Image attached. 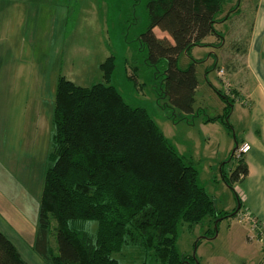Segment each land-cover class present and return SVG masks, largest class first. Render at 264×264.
Listing matches in <instances>:
<instances>
[{
    "label": "rangeland",
    "instance_id": "obj_1",
    "mask_svg": "<svg viewBox=\"0 0 264 264\" xmlns=\"http://www.w3.org/2000/svg\"><path fill=\"white\" fill-rule=\"evenodd\" d=\"M15 1L20 0H0V44L8 43L0 46V55L7 52L13 66L19 60L18 68L10 66L9 78L2 79L9 89H2L0 79V230L26 260L51 264L35 249V239L45 174L53 164L49 152L59 78L81 86L104 82L102 63L114 56L111 84L131 105L149 110L170 142L198 168L199 184L213 196L219 211L242 210L239 216L222 219L220 215L192 227L181 223L177 248L192 261L187 264H264V243L248 241L252 224L243 218L253 200L246 190L248 183L236 182L232 187L224 179L240 159L232 154L236 144L247 141L246 132L260 123L259 94L252 107L250 92L264 77L254 68L247 69V59H254L258 50L250 43L256 28L261 34L264 0H241L231 12L227 5L219 17L228 14L230 18L216 24L223 42L211 34L204 39L207 45L195 46L190 56L185 52L179 56V66L184 68L193 59H202L197 64L199 87L192 113L169 107L162 97L163 63L151 64L141 36L148 24L146 0H29L25 2L35 13L26 12L23 17L6 14L15 9L11 5H19ZM155 32L168 36L159 28ZM222 94L234 102L227 119L232 128L221 120L208 121L228 109ZM257 154L260 151L254 146L255 160ZM82 225L93 233L98 228L95 219ZM49 245L59 252L54 217Z\"/></svg>",
    "mask_w": 264,
    "mask_h": 264
},
{
    "label": "trees",
    "instance_id": "obj_2",
    "mask_svg": "<svg viewBox=\"0 0 264 264\" xmlns=\"http://www.w3.org/2000/svg\"><path fill=\"white\" fill-rule=\"evenodd\" d=\"M240 1L146 0L142 42L151 64L163 63L160 87L169 107L194 112L202 59L184 68L179 56L207 45L204 39L211 34L221 44L224 36L216 24L230 16L219 15ZM156 28L168 36H158ZM114 68L110 56L102 63L104 82L90 86L59 78L49 152L53 164L45 174L35 249L51 264H187L189 258L177 248L180 224L192 227L238 212L216 208L213 196L199 184L194 163L170 142L146 107L131 105L111 84ZM222 96L228 109L208 121L221 120L232 128L227 119L234 102L228 94ZM248 174L242 157L224 179L233 187ZM51 217L58 222V253L49 245ZM89 219L98 222L95 233L82 225ZM0 264H31L2 230Z\"/></svg>",
    "mask_w": 264,
    "mask_h": 264
},
{
    "label": "crops",
    "instance_id": "obj_3",
    "mask_svg": "<svg viewBox=\"0 0 264 264\" xmlns=\"http://www.w3.org/2000/svg\"><path fill=\"white\" fill-rule=\"evenodd\" d=\"M25 1H29V0H20V1L12 2V3H19V5L17 4L11 5L15 9L7 10L6 14L18 13L23 17V14H25L26 12L27 14L35 13V11L33 10V6L30 4L27 5ZM254 32H255V36H252L250 44L251 46L258 47V50L256 49L257 53L254 59H247V69L250 70L254 68L261 77H264V24L263 23L261 24L260 36L257 35V28L256 31ZM0 46H4V47L8 46L7 40L1 42ZM23 47L24 44H22L21 48ZM18 61L19 60H16V64L13 66L12 63L10 64V59L7 55V52L4 56L0 55V79L3 90L9 89V87H6V85H4L5 82H3L2 79H5L6 81V79L9 78L10 66L12 68L14 67L18 68L19 66ZM22 62L23 61L21 58V63ZM225 64H226V69L230 71L231 70L230 61H226ZM256 78L259 77L256 76ZM254 88L256 89H253L250 92V101H251V105L253 103L252 107H255L257 102L256 100L257 97L256 92H257L259 94L260 102L258 104V109H256V111L259 112L258 120H260V123L256 127H253L251 130L246 132L247 141H244L243 143L245 142L249 143L251 146L250 150L244 155L245 160L246 161L248 160L247 163L249 166V174L246 177V179H244L241 182H245V184L248 183L246 190L250 195V199H253L249 205L251 208H247L246 212L244 213L252 215L251 217H254L257 221V227L254 228L255 224L254 222L252 223V219L247 218L252 224V227L248 229V235H247L248 241L253 242L254 239H258L259 242H262L263 244L264 240H262V238H264V210L260 209L259 207L263 206L264 208V82L263 83L259 82L256 86H254ZM5 124L7 123L5 122ZM254 146H256L258 151H260V156L259 154H257V157L259 158L256 160L255 158H253ZM257 203L259 207L257 206ZM241 211L242 210H240L237 213L238 216L240 215ZM258 236H260L261 240L259 239Z\"/></svg>",
    "mask_w": 264,
    "mask_h": 264
},
{
    "label": "built area",
    "instance_id": "obj_4",
    "mask_svg": "<svg viewBox=\"0 0 264 264\" xmlns=\"http://www.w3.org/2000/svg\"><path fill=\"white\" fill-rule=\"evenodd\" d=\"M251 146L249 143H243L242 145H238V148L235 151V156L237 158H242L244 156L245 153H247L250 150ZM243 218H250L252 219V223L254 222L255 227H257V221L254 217H251L249 215H245Z\"/></svg>",
    "mask_w": 264,
    "mask_h": 264
},
{
    "label": "water",
    "instance_id": "obj_5",
    "mask_svg": "<svg viewBox=\"0 0 264 264\" xmlns=\"http://www.w3.org/2000/svg\"><path fill=\"white\" fill-rule=\"evenodd\" d=\"M238 148V144H236V147L233 149L232 154H235L236 149ZM241 208V204L239 205L237 211Z\"/></svg>",
    "mask_w": 264,
    "mask_h": 264
}]
</instances>
